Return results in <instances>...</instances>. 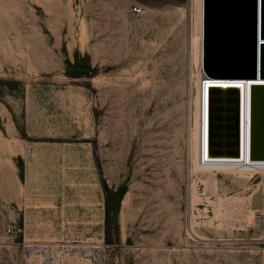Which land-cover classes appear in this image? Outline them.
<instances>
[{
	"label": "rangeland",
	"instance_id": "obj_1",
	"mask_svg": "<svg viewBox=\"0 0 264 264\" xmlns=\"http://www.w3.org/2000/svg\"><path fill=\"white\" fill-rule=\"evenodd\" d=\"M199 12L0 0V264H264V171L192 161Z\"/></svg>",
	"mask_w": 264,
	"mask_h": 264
},
{
	"label": "water",
	"instance_id": "obj_2",
	"mask_svg": "<svg viewBox=\"0 0 264 264\" xmlns=\"http://www.w3.org/2000/svg\"><path fill=\"white\" fill-rule=\"evenodd\" d=\"M202 69L211 80L247 83L249 151L245 157L264 160V0H203ZM217 92L213 90L209 96L213 150H220L221 145L214 144L218 141L214 136L221 135L219 128L223 120L221 104L224 101ZM225 103L227 126L236 130L227 129L230 135L227 139L235 137L236 140H228L226 148L229 153H238L235 147L240 148V99L229 97Z\"/></svg>",
	"mask_w": 264,
	"mask_h": 264
},
{
	"label": "bare ground",
	"instance_id": "obj_3",
	"mask_svg": "<svg viewBox=\"0 0 264 264\" xmlns=\"http://www.w3.org/2000/svg\"><path fill=\"white\" fill-rule=\"evenodd\" d=\"M199 10H200V31L199 39L197 40L196 46V64L199 70L198 76L196 78V98H195V111H194V126L190 132V150L192 153V161L195 166V170L200 172H207V178L210 182L209 185H214L216 187L217 171H224L228 173H233L236 176H249L255 171H264V166H259L250 163H244L246 161L245 154L249 151V142H247L249 137V103L247 104V83L242 80H211L203 76L202 72V44H203V0H199ZM205 79V81H204ZM213 90H217L219 96H221L224 103L221 104L223 112L221 116L223 118L221 122V135H215L214 140L217 145H221L220 150L211 149L213 145L210 139V123H209V96ZM229 97H237L240 99V111H239V134H240V148L238 153H229L226 148V143L228 140H236L235 137H230L227 135V129L229 128L227 123H229L227 116V104L226 99ZM236 105V104H233ZM231 113V112H230ZM231 114H236L232 112ZM227 120V121H226ZM234 122V121H232ZM235 132V129L229 130ZM215 153V154H214ZM217 153V154H216ZM235 161H230L234 160ZM219 160V161H216ZM206 178V179H207ZM211 185V186H212ZM210 186V187H211ZM212 188V187H211ZM193 198H196L197 191L192 190ZM232 197V196H231ZM193 200V199H192ZM223 203V198L218 196L216 200H213L214 213H221V205ZM251 211V210H250ZM254 214V212H253ZM225 215V214H224ZM249 217V215H248ZM251 219V218H250Z\"/></svg>",
	"mask_w": 264,
	"mask_h": 264
},
{
	"label": "built area",
	"instance_id": "obj_4",
	"mask_svg": "<svg viewBox=\"0 0 264 264\" xmlns=\"http://www.w3.org/2000/svg\"><path fill=\"white\" fill-rule=\"evenodd\" d=\"M133 11L135 13H140L143 11V7L141 5H134L133 7ZM203 72V70H202ZM203 76H205L204 72H203ZM216 161H219V160H216ZM230 161H235L234 160H230ZM244 163H250V164H255V165H259V166H264V160H251V159H248L246 161H244ZM12 231V227H7V232H11Z\"/></svg>",
	"mask_w": 264,
	"mask_h": 264
}]
</instances>
